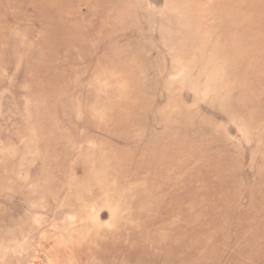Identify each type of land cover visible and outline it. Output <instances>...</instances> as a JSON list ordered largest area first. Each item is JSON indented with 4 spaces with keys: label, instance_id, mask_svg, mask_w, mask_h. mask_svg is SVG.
Returning <instances> with one entry per match:
<instances>
[{
    "label": "rangeland",
    "instance_id": "rangeland-1",
    "mask_svg": "<svg viewBox=\"0 0 264 264\" xmlns=\"http://www.w3.org/2000/svg\"><path fill=\"white\" fill-rule=\"evenodd\" d=\"M0 264H264V0H0Z\"/></svg>",
    "mask_w": 264,
    "mask_h": 264
}]
</instances>
